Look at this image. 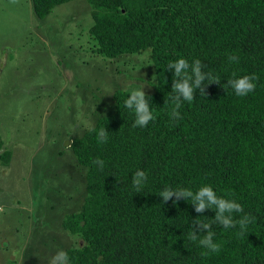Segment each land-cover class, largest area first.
Here are the masks:
<instances>
[{"label":"trees","instance_id":"16d2710c","mask_svg":"<svg viewBox=\"0 0 264 264\" xmlns=\"http://www.w3.org/2000/svg\"><path fill=\"white\" fill-rule=\"evenodd\" d=\"M69 1L32 0L33 10L45 18ZM88 1L93 53L117 59L149 50L153 91L146 94L155 119L134 127V109L125 107L133 90L118 89L114 112L71 136L68 147L86 167V191L81 209L60 219L75 244L66 250L68 264H264V0ZM230 55L239 62H230ZM180 58L190 65L199 59L202 71L221 81L208 85L207 95L196 90L173 119L174 70L168 65ZM233 73H255V91L239 97L222 87ZM101 128L108 134L102 144ZM11 155L5 149L0 161L8 165ZM97 158L104 161L102 169L93 163ZM137 170L148 176L138 193L132 184ZM205 185L244 206L234 219L255 218L242 236L238 225L224 229L213 223L221 250L207 257L188 235L197 216L212 223L215 210L198 214L191 201L174 204L173 197L164 203L159 195L166 188L195 193Z\"/></svg>","mask_w":264,"mask_h":264},{"label":"rangeland","instance_id":"374dc122","mask_svg":"<svg viewBox=\"0 0 264 264\" xmlns=\"http://www.w3.org/2000/svg\"><path fill=\"white\" fill-rule=\"evenodd\" d=\"M88 0L45 18L32 0H0V264H50L75 246L60 226L81 209L86 167L69 140L115 110L118 89L152 92L149 50L119 58L93 53Z\"/></svg>","mask_w":264,"mask_h":264},{"label":"clouds","instance_id":"9594fccd","mask_svg":"<svg viewBox=\"0 0 264 264\" xmlns=\"http://www.w3.org/2000/svg\"><path fill=\"white\" fill-rule=\"evenodd\" d=\"M15 2V0H13ZM230 62L238 63L239 57L237 55H230L228 57ZM205 65L197 59L191 65L185 58H180L174 62L169 63L168 71H173L172 91L175 94L173 100L175 101V108L172 109L170 115L173 119L180 118L178 109L181 107L183 101L192 102L194 100V93L199 90L201 93L207 95L206 88L212 83L220 84L221 79L214 76L211 72L205 73L202 68ZM189 69L191 72L189 73ZM233 78L227 80V84L222 85L226 90L231 87L235 94L239 97H245L249 93L255 91L256 81L259 77L253 73L251 75L236 76L232 74ZM205 80L209 82L204 83ZM147 94L143 90H133L129 98L125 101V107L134 109L135 122L134 127H147L148 124L155 119L150 108ZM108 139L107 130L101 128L97 133V140L99 143H106ZM93 163L100 166L102 169L104 161L97 158ZM148 176L143 170H137L133 176L132 184L135 190L141 192L147 183ZM163 197V202L167 203L173 200V203H178L181 199L191 201L194 205L195 211L202 214L206 209L215 210L214 221L212 223L204 222L197 216L192 221V231L188 235V239L198 241L207 251L201 253L202 256L207 257L212 253H219L221 244L214 241L215 231L213 230V223L223 227L224 229L235 228L239 226L237 235H244L247 232L248 225L254 222V217L250 214H244L240 219H234L233 213H244V206L235 199H227L218 196L216 191L210 186H202L198 191L193 193L192 190L186 188L171 189L166 188L159 193ZM198 233H206L203 237ZM69 256L64 250H59L50 261V264H68Z\"/></svg>","mask_w":264,"mask_h":264},{"label":"water","instance_id":"95a60500","mask_svg":"<svg viewBox=\"0 0 264 264\" xmlns=\"http://www.w3.org/2000/svg\"><path fill=\"white\" fill-rule=\"evenodd\" d=\"M70 143H72V140H69L67 144H70Z\"/></svg>","mask_w":264,"mask_h":264}]
</instances>
